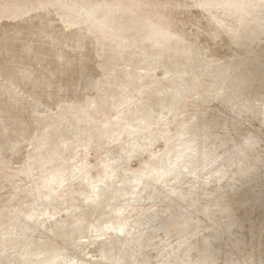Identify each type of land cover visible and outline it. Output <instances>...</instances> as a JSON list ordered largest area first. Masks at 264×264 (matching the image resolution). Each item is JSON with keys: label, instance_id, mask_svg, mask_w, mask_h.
<instances>
[{"label": "rangeland", "instance_id": "374dc122", "mask_svg": "<svg viewBox=\"0 0 264 264\" xmlns=\"http://www.w3.org/2000/svg\"><path fill=\"white\" fill-rule=\"evenodd\" d=\"M66 1L69 3H67ZM71 1H74V0H69V1L68 0H62V2H60L61 3L60 5H58V4H55L52 6L51 5L50 6L44 5V8L43 7H37V6L34 7V6L29 5L26 7H30L29 9L31 11L26 12L24 15H22V17L21 16H17V18L15 16H13L12 18L11 17H3L0 20V32H1L0 33V40H2V43L0 41V45H1L0 46V69L3 67L0 70V86H2L4 89V90H2L3 93L0 95V96H2V97H0V100H3L4 102H7L8 104L12 103L10 106H8V104H7V106H8L7 109L9 111L3 113L0 117V128L2 127L0 129V136H1L0 137V141H1V143H0V173H1L0 176L2 175L0 177V264H147V263L148 264L149 263L150 264H158V263H161V264H207L216 255H221L225 258V259L223 258V260H226L227 262L224 261V262H222L223 264H225V263L230 264L228 262H231V264H264V254H263L264 253V239H263L264 238V211H263L264 210V200H263L264 198L259 200V203H258V201H252L251 202V201H247V200L241 202V201H239L238 197H235V199L233 201L231 199V195L234 194V190L240 189L242 185L237 183V182L234 183L235 179L233 177H230L229 173L224 174L225 178L223 176V179L221 178L218 180L219 182L215 181L214 183L216 186H219L224 181L225 184L223 183L224 185L223 184L222 185L225 187L222 189V191L224 192V190H228V189L230 191H233V193L229 194L230 195V203H228L229 198L227 199L228 201H225L224 199L220 198L221 197L220 194L223 195V193H220V192H219V194L217 193L216 195L210 196L209 198L202 196V195H204L203 192L205 189H211L214 187L217 188L214 185V183H211L208 186V185H206V182L209 180L207 178L210 175L212 176L215 173L214 170L216 168V165L219 164L220 161H218L216 163V165L213 164L214 167H212L213 165L212 166H210V165L205 166L203 163H201L199 165L197 171H196V174L198 176H194V175L190 176V174H187L184 177V179H182L184 182L181 185L186 187L184 189V192H186V194H188L191 191L190 187L194 186L195 188L198 187L197 190L199 189V195L202 196V198L200 196L199 197L197 196L199 198V200H196V202L194 204L193 203L186 204V202H185L184 205L183 204L179 205L180 202H184V200L179 201L181 196H179L180 194H178L173 199V202L175 204H173L171 207L168 206L169 208L165 209L164 210L165 212L164 211L161 212V214L155 219V221L153 223L147 224L144 227V229L137 230V228L135 227V222L137 220V217L143 211H145V209L147 208V204H149V201L151 203H153L154 201H152L150 199L148 200L147 196L145 197L144 193H142L139 196L142 188L138 187L136 185H132L131 183L125 182V181H126L127 177H129L130 173L131 174H137L142 169L146 168V166L149 165L153 154L158 156V155H161L163 152H165V150L168 148L167 140L161 136V137H159L160 139L158 138L156 140H153L152 141L153 143L152 142L150 143L149 142L150 140L148 138H146L147 140L144 139L142 141H147V143H149L147 150L140 151L137 154H133V155L129 156L126 160L121 161L119 159V157L117 156V154H115V153H116V151L120 150L119 149L121 146L120 140H122L123 145L129 146V143H127L126 141L123 142V139L126 136L125 131H127L129 129V126L126 125L128 128L126 126H124L125 128L122 127V129H120V127L117 126L115 128V131L113 129L110 131H107V132H109V134H104L107 132H106V129H104L105 126H103L102 130L105 131V132H103V134L107 135V136L105 138L102 137L100 139V136L103 135V134L101 135V133L99 132L100 127H98V126L95 127L96 128L95 130H94V128L89 129V130H91V131H89L91 134L87 130H84V132L88 133V135L90 134L88 136L87 134L82 133L83 130L79 131L77 126H75L71 123L70 117L72 116V114H73V116H72L73 118L77 117V113H75V114L72 113L71 109L75 108V106L76 107L77 106L83 107V106H86L87 104L89 105L92 100L98 99V97L100 99V97H101L100 92H101L102 88L100 89L98 87H100V82H102L101 79L103 77L102 75H104V73H105L104 68H105L106 64L109 63L108 59H106V58H108L107 54L104 55V53H103V57L100 56L101 53L99 52V47H97L98 43H95L97 41L95 34L89 28L86 29V27H88V23H81L79 25L78 24L68 25V24L64 23V21L60 18L59 10H61V9L58 6H61L63 3H65V4H63L62 6L67 7V8L69 7L68 9L86 10L84 8V6L80 5L81 7H83V8H81L79 6V4L74 5L75 3L71 2ZM182 1L186 2L187 0H182ZM214 1H216V2H212L208 6L206 4L200 5V4H198V2L196 0H188V2H189L188 5L186 2V4L184 3L185 5H183V7L177 6L176 8L175 7L171 8V6H169L168 11L170 9L171 10L173 9L172 11L176 14V16L184 15L183 18L186 19L185 23L187 25L185 24V27H184L185 29L184 28L181 29L180 30L181 32H179V30H178L179 27H178L176 29V30H178L177 35H176V32L172 33L173 35L175 34L174 36H171L172 34H168V33H170V31H172V29H171V27L167 28L166 27L167 25H164L165 26V27H163L164 29L162 30V32H160L159 35H161L162 33H167L168 34L167 36L164 37V35H166V34H162L161 37L168 38V39L170 38L172 41V44H173L172 47H174V48H172L173 53L171 52V55H172L171 58H172L173 62L171 61L172 63H170L169 66H164V67H160V68L157 67L155 69L154 73L157 75V78H158V81L156 83L158 84L160 81H162V77H163V79H165V81L166 80L168 81L169 79L166 78V76H168V74L172 72L171 71L172 69H176L178 67L177 69H182L181 70V71H183L182 73L189 71V73L191 74L193 72L191 74V76H195L197 80L199 79L198 80L199 82L197 81V83H198V85L196 87L197 89H195L196 90L195 92L200 93L199 97H198V94L195 97V98H197V97L199 98V99H196L197 102H195L198 109H196L197 108L196 105H194V108L200 112L205 109L204 107L207 106L208 110L211 111L210 113L214 114L216 112H219V111H216V108L223 109V107H224V105L220 103L221 100L218 97L215 98L214 100H211L209 102L210 105H208V100L206 98H204L203 95L201 94L203 92L202 87L205 88L206 87L205 84L209 83L210 81L212 82V84L217 82L219 84H222L223 86H224V83H226L224 86L225 89L223 90V91L228 90V93L225 91V93L228 94L225 96L226 99H230V98L233 99L235 97L234 99H237V101H240V102L243 101V99H244V101H247V99H248V101H250V102L253 101V104H255L256 107L261 106V108L263 109L264 108V103H263L264 102V96H263L264 95V83H263L264 82V79H263L264 78V52H262V51H264V41H263L264 40V26H263L264 25V8H263L264 7V0H263V4H262V0H256L257 2L254 0V1H251L252 4H250L246 7L244 6V8L242 6L239 7L240 5L233 6L234 5L233 4L230 7H226V8L224 7L225 9L222 6V4H223L222 2H220V3H222L220 6H217V5H219V3L214 6L213 3L216 4L218 2V0H214ZM202 2H203V0H202ZM254 2L256 4H254ZM71 3H73V5ZM191 3L192 4L194 3V5H193V6H195L194 8H193ZM68 4L70 6L72 5L73 8L70 7ZM198 5L200 8L198 7ZM255 5H257V6H255ZM137 6L138 5L136 3L135 5H133L131 7H133V9H136L137 12L139 11L140 13L143 10L142 13L144 12L143 14L146 16L144 18L145 20H143L142 22H138V25L136 24L137 21H135V19L129 20L131 22L134 21L135 22L134 25L136 24L138 26V28L135 29L137 31L134 30L135 32L132 30L126 31L125 36H127V32H128L127 37L128 38L130 37L132 39L135 38V36L138 35V33L140 34L141 31L138 32L139 28L140 29L142 28L143 30L146 29V31L147 30L150 31L153 29L157 31V29H155V28L159 26L158 23L160 21L156 20V22H157V25H156V23L153 21L152 17L148 16V14H149L148 12L150 11V13H151L152 11L154 12L155 10H156L155 12L160 11V10L164 11L162 7L160 8V10H158L159 8H157L156 6L149 7V6H147V4H144V3H143V7H142V4H139L138 7ZM261 6H263V7H261ZM115 7H117V6H112V5L103 6V8L105 10L108 8H109V10H112ZM216 7H218V8H216ZM177 8L179 10L182 8L183 9L179 12V10ZM261 8H262V10H261ZM164 9L166 11L167 8H164ZM184 9L185 10L189 9V11L188 10L184 11ZM226 9L228 10L227 13H226ZM147 10H148V12H147ZM176 10L178 11L179 15L177 14ZM190 10L192 12L193 11L194 12L192 13V12H190ZM182 11L186 12L187 15L184 14V12H182ZM260 11H262V12H260ZM254 12L258 13L259 15L255 14ZM39 13H40V15H39ZM138 13L137 14L135 13L133 15H138ZM245 13L246 14L248 13L247 16ZM219 14H221V15H219ZM254 14L258 15V16H255ZM144 15H143V17H144ZM215 15H217V16L215 17ZM233 15L236 18H234ZM250 15H251V17H250ZM261 15H263V17ZM188 16H189V19L187 18ZM193 16H194V18H193ZM228 16H230V18ZM146 17H149L148 18L149 21H147ZM190 17H191V19H190ZM217 17H218V19H217L218 21L215 20ZM223 18H224V20H222ZM220 19H221V22H220ZM189 20H191L192 22H190ZM226 20H228V21H226ZM258 20H260V21H258ZM153 22H154V24H153ZM235 22H237V23H235ZM238 22L239 23L241 22V23L238 24ZM145 23H147L148 25L146 26ZM220 23H222V24H220ZM245 23H246V25H245ZM257 23H258V25L260 24L259 25L260 27H258ZM226 24H228V25H226ZM154 25H155V28H154ZM229 25L230 26L232 25V26L230 27ZM249 26L252 27V30H251V27H249ZM26 27H28V28H26ZM29 27H30V29H29ZM238 27L240 29H238ZM55 28H56V30H55ZM244 28L246 31L244 30ZM249 28H250V30H248ZM259 28H262V29H259ZM46 29H48V30L51 29L52 31L50 30L51 32H49ZM233 29H236L235 30L236 32ZM238 30H239V32H238ZM40 31L43 33H41ZM45 31H46V33H45ZM55 32H57V33H55ZM100 32L101 33H99V34L104 36V34H103L104 32L102 31V28H101ZM132 32H134V33H132ZM240 32L242 33V35ZM63 33L65 35H63ZM70 33H72V34H70ZM89 33H91V34H89ZM130 33H132V35ZM181 33H182V35H180ZM236 33L239 35V37L237 36ZM243 33H244V35H243ZM255 33L258 34L257 37H256ZM45 34L47 37L45 36ZM178 34L180 35V37ZM34 35H35V38H34ZM72 35L73 36L75 35V36L73 37ZM89 35H91V37ZM251 35H253V36H251ZM1 36H3V37H1ZM10 36H12V38ZM16 36H17V38L15 39ZM41 36H43L44 38L43 37L41 38ZM242 36H243V38H242ZM13 37H14V39H13ZM51 37L52 38L54 37L53 43H52ZM57 37H60V38H57ZM70 37L71 38L73 37V38L71 39ZM176 37H178L179 39H177ZM201 37H203V38H201ZM209 37H211V39ZM231 37H233V39ZM249 37H251V39ZM259 37L260 38L262 37L263 40H261ZM5 38H7V39H5ZM47 38L50 40V42H48L49 40ZM234 38H236V39H234ZM11 39L13 40V42ZM57 39H59V40H57ZM73 39H74V41H73ZM189 39H191V41ZM94 40H95V42H94ZM176 40H178V41H176ZM6 41L7 42L10 41V42L6 44ZM106 41H107V43H109V41L111 42L110 38H106L105 42ZM182 41L184 42L185 45L183 44ZM234 41H236V42H234ZM241 41H243V42H241ZM247 41L249 42V44L247 43ZM253 41H255V42H253ZM35 42H36V44H35ZM40 42H43V43H40ZM54 42H55V44H54ZM75 42H77V45ZM29 43H30V45H29ZM33 43H34V47H33ZM38 43H40V44L38 45ZM48 43H49V45H48ZM20 44H22V45H20ZM79 44H80V46H78ZM81 44H83V45H81ZM174 44H175V46H174ZM178 44H180V45H178ZM7 45H9V47L11 45L12 48H8ZM36 45H38L40 49ZM191 45L193 48L191 47ZM239 45H240V47H239ZM244 45H247V46H244ZM30 46H31V49L29 48ZM48 46H50V47H48ZM81 46H83V47L85 46L86 48L82 47V49H81L80 48ZM179 46H181V48H179ZM187 46L189 49L187 48ZM20 47L24 48V51ZM201 47L203 50L201 49ZM32 48H34V49L36 48V49L34 50ZM46 48H48V49H46ZM191 48L193 49V51ZM5 49H7V50H5ZM17 49H18V51L20 49L21 50L18 52ZM69 49H71V50H69ZM185 49L188 51H186ZM2 50L5 52L2 53ZM48 50H52V51H48ZM81 50L84 51V52H82V54H81ZM177 50H179V51H177ZM184 50L186 53L184 52ZM254 50L256 51V53ZM29 51H30V53H29ZM72 51H73V53H72ZM238 51L239 52L242 51V52L238 53ZM35 52L37 54H35ZM86 52L88 55L86 54ZM126 52L127 53L130 52V50L128 49ZM243 52L244 53L246 52V53L244 54ZM9 53L11 54L10 56H9ZM31 53H32V55H31ZM41 53H42V55H40ZM58 53H60V54H58ZM76 53L77 54L79 53V54L77 55ZM175 53H177V54H175ZM249 53H252V54H250L252 57L249 55ZM20 54H21V56H20ZM23 54L26 56V58L24 57ZM70 54H73V55H70ZM85 54H86V56H85ZM178 54H180V56H178ZM185 54H188V55H185ZM241 54L244 56L242 57ZM12 55H16V56H12ZM64 55H66V57H64ZM173 55L175 56V58L173 57ZM195 55L197 57H195ZM254 55H255V58L253 57ZM27 56H30V57L27 58ZM44 56H46V57H44ZM79 56H80V58H79ZM105 56H106V58H105ZM141 56H142V58L144 57V55H141ZM141 56L139 55L138 57H136L137 59L134 60L135 63L137 61V63H136L137 65L134 63V66L122 68V70L119 71L120 73L118 72V75H120V76L126 75L127 76L132 71H134L133 68H136L138 65L142 64V62H143L139 59V57L141 58ZM187 56H189V57H187ZM62 57H64V59ZM86 57H89V58H86ZM2 58H3V60H2ZM144 58L145 59L148 58L146 60L150 61V62H147V64L152 65L151 59L153 57L148 55V57L145 56ZM183 58H185V59H183ZM192 58H193V60H192ZM194 58L199 59V61L195 60ZM220 58H222V60H220ZM37 59L39 60V63H38ZM85 59H87V60H85ZM243 59H246L245 62ZM256 59H258V60H256ZM5 60H6V62H5ZM69 60H71V61H69ZM88 60H90V62ZM184 60H185V63H184ZM225 60H228V61H225ZM255 60H256V62H255ZM2 61H4V62H2ZM58 61H59V63H58ZM66 61L68 64L66 63ZM74 61H75V63H74ZM100 61L101 62L103 61V62L101 63ZM175 61H177V62H175ZM180 61H182V63ZM259 61H262L263 63L259 62ZM34 62H36V63H34ZM83 62L85 63V65ZM200 62H201V64H200ZM210 62H211V64H210ZM214 62H217V64ZM16 63H18V64H16ZM23 63H25V64H23ZM82 63H83V67H82ZM91 63H92V65H91ZM104 63H106V64H104ZM145 63L143 62V64H145ZM244 63H246V64L249 63V64L246 65ZM256 63H258L259 65ZM56 64L58 66H56ZM77 64H79V65H77ZM86 64H87V67L89 69L86 68ZM194 64H196V66ZM197 64L199 65V67ZM204 64H205V66H204ZM222 64H223V66H222ZM236 64H237V68H235ZM35 65L39 68H37ZM74 65H75V67H74ZM101 65L103 66V69H102ZM174 65H175V67H174ZM249 65H250V67H249ZM59 66H60V68H59ZM65 66H66V68H64ZM107 66H108V64H107ZM192 66L194 67V69L192 68ZM206 66H207V68H206ZM227 66L229 68V71L231 70L230 72L226 68ZM240 66H242V67H240ZM80 67H82V68H80ZM211 67H212V69H211ZM223 67L226 69H224ZM245 67H247L248 69ZM262 67H263V69H262ZM4 68H6V69H4ZM130 68H132V69H130ZM204 68H206V69L203 70ZM221 68H223L224 71ZM59 69H61V70H59ZM81 69L84 70V73H83V71H80ZM167 69H168V71H167ZM237 69L238 70L240 69V70L238 71ZM258 69L262 70L261 72L263 75L260 74L261 72ZM200 70L203 74H201V72L199 73ZM217 70H218V72H217ZM225 70H227L228 72ZM243 70H244V72H243ZM257 70H258V72H256ZM1 71H2V73H1ZM12 71H13V73H12ZM19 71H21V72H19ZM93 71H94V74L96 72L95 75L92 74ZM214 71L216 72V74L219 73L220 75L219 74L216 75ZM222 71H223V73L224 72L225 73L227 72V73L223 74ZM248 71L251 73H249ZM46 72H47V74H46ZM80 72H82V73L80 74ZM85 72L87 75L86 77L84 75ZM127 72H129V73H127ZM196 72H198V73H196ZM209 72H210V74H209ZM212 72H213V74H215L216 77L220 76V78L219 77L216 78L212 74ZM231 72H232V74H231ZM4 73H5V75H4ZM77 73H79L80 75ZM165 73H166V75H165ZM228 73H230V77L228 76ZM221 74H223V75H221ZM240 74H241V76H240ZM51 75H52V77H51ZM75 75H76L77 79H76V77H73ZM198 75L200 76V78ZM204 75H206L207 77ZM233 75H234V77H233ZM88 76H90V77H88ZM99 76L101 79H99ZM202 76H203V78H202ZM211 76L212 77L214 76L215 79H218V80L216 81L214 79V77L212 78ZM222 76H224L225 78ZM238 76H240V77H238ZM27 77H28V79H26ZM49 77H51V78H49ZM58 78L60 79V82H59ZM81 78L82 79L84 78V80H82ZM209 78H211V79H209ZM231 78L232 79L234 78L233 80L235 82L237 81L236 83L240 87L237 84H235L234 81L231 80ZM11 79H12V81H11ZM65 79L67 81H65ZM71 79H72V82L70 81ZM159 79H160V81H159ZM223 79H224V81H223ZM253 79H254V81H252ZM76 80L78 82L80 80L81 82L78 83ZM98 80H100V81H98ZM207 80H209V82ZM221 80H222V83H221ZM241 80H243V81H241ZM68 81H69L70 85L68 84ZM225 81H227V82H225ZM248 81H249V83H248ZM259 81H260V85H259ZM6 82H7V84H6ZM29 82H30V84H29ZM39 82H40V85H42V86L38 85ZM15 83H19V84H15ZM46 83H48L50 86ZM58 83H60L61 85ZM97 83L99 84V86ZM239 83H242L244 86L241 84L242 85V87H241V85ZM4 84H5V86H4ZM11 84L16 85V86H13ZM44 84L47 87L44 86ZM52 84L54 85L55 88L53 87ZM228 84H230V85H228ZM231 84H233L234 87ZM10 85H11V87H9ZM37 85L40 88H38ZM43 86H44V88H43ZM28 87H30V88H28ZM76 87H77V89H76ZM256 87H258V88H256ZM241 88H243L244 90ZM239 89L242 91H240ZM22 90H23V92H22ZM37 90H38V92H37ZM201 90H202V92H201ZM230 91H232L231 94H230ZM6 92H8V93H6ZM234 92H235V94H234ZM260 92H261V94H260ZM104 93L105 92H103V94ZM31 94H35V95H31ZM232 94L234 96H230ZM237 94H239V95H237ZM249 94H251V95H249ZM257 95H259V96H257ZM50 96H51V98H50ZM57 96H58V98H56ZM200 96H201V98H200ZM20 97H22L23 99L22 98L20 99ZM245 98H247V99H245ZM251 98H252V100H251ZM260 99L262 102L260 101ZM256 100L260 101V105H259V102H257ZM30 101L33 103H31ZM79 101H80V103H79ZM255 101H256V103H255ZM205 102H207V103H205ZM13 103H15V104H13ZM16 103H17V105H16ZM74 103H75V105H74ZM48 104H50V105H48ZM78 104H81V105H78ZM28 105L30 108L28 107ZM68 105H69V109H68ZM70 105H72V106L70 107ZM13 106H15V107H13ZM48 106H49V108H48ZM25 108H27V109H25ZM62 109H63V111H61ZM118 109H121V108H118ZM214 109H215V111H214ZM58 110H60L61 114H59L60 112ZM126 110H127V108L123 109V111H126ZM25 111H27V112H25ZM57 111H58V114L56 113ZM115 111H111V115L114 116L116 113ZM212 112H214V113H212ZM49 113H51L52 116ZM53 113H54V115H53ZM62 113H63V115H62ZM65 113H66V115H65ZM225 113H228L227 109H225ZM16 114H17V116H16ZM228 114H230L231 116L233 115L231 113H228ZM39 115H41V116L44 115L43 117H45V118H42ZM53 116H54V118H53ZM60 116H63V117H60ZM172 116L169 115L166 119L170 123L168 125L169 127H167V129L169 130L168 133L170 136L171 135L175 136L178 134V127H177V125L174 126V124H171V123H173L174 120H171L169 118L174 119V116L173 117ZM10 117L16 121H14V123H13L11 121L12 119H10ZM39 118L41 120H39ZM48 119H61L64 123V126H65L64 131L66 133V137L69 140H72V141H69L67 139L65 149H64L65 151L62 152L63 154L62 153H61V155L59 154L57 156V158L53 156L54 157L53 159H51L52 158L51 155L46 154L48 152H46L45 149H43V147L41 145V143L46 138L47 133H49L48 131H46V121ZM162 119L165 120V118H162ZM20 121H22V122H20ZM252 121L257 123L258 126L263 124V127H264V123H262V122L260 123V122H258V120H252ZM42 122H44V123H42ZM250 125L251 124L244 125V126H246L245 129L246 130L250 129L251 128ZM28 126H30V127H28ZM39 126L40 127L42 126L41 128H43V130H41V129L39 130V128H40ZM131 126H132V124H131ZM253 127L254 126H252V128ZM215 129L218 130L217 127ZM96 130H98V131H96ZM74 131L76 133H78L79 135L74 137L73 136ZM41 132H42V134H40ZM92 132H93V135H92ZM94 132H96L97 134L95 133L96 134L95 135ZM120 132H121V134H120ZM38 133L40 134V137H39ZM27 134H28V137H27ZM98 134H99V136H98ZM69 135L73 139H71L69 137ZM118 135H120V136H118ZM86 136H87V139H86ZM93 137L96 139H94ZM11 138L13 140H11ZM106 138H107L108 142L106 141ZM4 139H6V140L4 141ZM88 139H90V140H88ZM20 140H21V142H20ZM100 140L103 141V144L101 143ZM74 142H75V144H74ZM78 142H80V143H78ZM89 142H90V144H89ZM93 143H94V145H93ZM73 144L75 145L74 148H73ZM16 145H17V148H16ZM10 146H11V148H10ZM70 146H71V149H70ZM226 148H230V147L228 145H225V148H224V146H220L219 151L220 150L223 151ZM75 149H76V151L78 150L77 153L75 152ZM230 149L232 151H234L233 152L234 154H235V151H238V149L235 148L234 146H232V148H230ZM18 150H20V151H18ZM16 151H18V152H16ZM75 153H76V155H75ZM43 154H44V156L46 155L47 158L46 157L43 158L44 157V156L42 157ZM78 154H79V157H78ZM222 156H223V154L221 155L220 159H222ZM229 156H231V155L227 154V156L225 157V160H223V161L221 160V161L222 162L227 161ZM80 158H81V160H80ZM77 160L80 163H78ZM74 163H77V164H74ZM82 163H83V166H82ZM249 163L250 162L248 159L247 160L243 159V161H240L238 164L240 165V167L242 169H245L249 166ZM80 165L82 168L80 167ZM74 166L80 167L81 169L78 170ZM81 170H83V171H81ZM211 170L213 172H210ZM7 172H8V174H7ZM209 172L212 174H209ZM3 174H5V175H3ZM60 175H62V176H60ZM111 177H113L112 181L115 180V182H117V183H113L114 187L107 186V187H102V188L100 187L99 189L98 188L95 189V187H97L99 185L98 182H100V185H101L103 180H106L107 178L108 179L110 178L109 180H111ZM27 180H29V181H27ZM221 180H223V181H221ZM112 181H110V182L112 183ZM148 181L150 182L149 179H148ZM237 181H241V179L237 178ZM187 182H189V183H187ZM90 184L91 185L93 184V185L91 186ZM237 184H239V185L237 186ZM246 184H247V180H246ZM3 185L5 187H3ZM88 186H90V188ZM93 186H94V189H92ZM211 186H213V187H211ZM254 186L256 187L257 185H254ZM25 187H27V188H25ZM244 187L245 186H243L242 189L240 190L241 192L244 191ZM245 189H247V188H245ZM137 191L139 193H136ZM254 191H255V189H254ZM122 193H123V195H121ZM13 194L14 195L16 194L17 196L15 195V198H14ZM11 195H13V196H11ZM178 201H179V203H178ZM256 204H258V205H256ZM239 208H240V210H239ZM253 208H255L256 210ZM45 209H48L47 214L50 216H53V217L50 220H48L47 222H45V223L43 222L44 224L38 225V223L41 222L42 215L45 213ZM59 209L62 210L61 213L58 212ZM251 209H253L254 211H252ZM233 210H235V211H233ZM224 211H226L227 214L225 213V215H224L223 214ZM254 212H255V214H254ZM258 212H259V214H258ZM32 213H34V215H33L34 217H31V218L28 217V215H31ZM231 213H236L235 215L237 216V218L231 216ZM163 214H164V216H163ZM250 215H252V216L250 217ZM239 216H242V217L240 218ZM232 217H233V219L236 223V226H237L236 233L234 234V236H232L233 238H231V242H229L228 245L226 243L223 244L222 241L219 240L220 235L224 232V230L226 231V229L228 227H230V226H228V227H226V226L229 224L228 221H229V219L231 220ZM23 220H25V223H21V221H23ZM253 222H255V223H253ZM149 225H151V226H149ZM256 228H257L258 234L256 232ZM261 232H262V234H261ZM119 233H122L123 235L119 234ZM243 233L246 235H244ZM255 234H257V235H255ZM117 235H119L120 237H118ZM235 235H237V237ZM261 235H262V237H261ZM254 236H255V238H254ZM251 237H253V239ZM119 238H121V240ZM249 238L252 239L251 242H250ZM233 239H235V240H233ZM121 241L122 242L124 241V242L121 243V245H120ZM133 241L136 243V244H134V245H136L135 247L131 246L132 244L130 245V243ZM217 241H219L218 242V243H220L219 245L217 244ZM112 242L114 245L112 244ZM128 242H130V243H128ZM124 243H127L128 246ZM163 243H166L169 248H166ZM146 246H147V248H146ZM137 250H138V252H137ZM154 250H155V252H154ZM165 250H167V251H165ZM162 251H163V254L161 253ZM165 254L170 255V257L168 256L170 259ZM213 254H215V255H213ZM155 255H156V257H155ZM210 255H213V256H210ZM147 256H149V257H147ZM144 257H145L146 261H145V259H143ZM210 257H212V258H210ZM147 258H148V260H147ZM163 258L165 259V261H163L164 260ZM166 258L169 261L166 260ZM141 260H143V261H141ZM167 261H168V263H167ZM143 262H145V263H143ZM156 262H158V263H156Z\"/></svg>", "mask_w": 264, "mask_h": 264}, {"label": "bare ground", "instance_id": "6f19581e", "mask_svg": "<svg viewBox=\"0 0 264 264\" xmlns=\"http://www.w3.org/2000/svg\"><path fill=\"white\" fill-rule=\"evenodd\" d=\"M69 1V0H68ZM75 1V2H74ZM74 1H71L73 3H75L74 5L76 4H79L84 6V8L86 10H72V9H68L67 7H63L62 5L65 4L63 3L61 6H58L61 10H59V14H60V18L64 21V23L68 24V25H76V24H81V23H88V27L96 36L97 38V41L94 42L95 43H98L97 44V47H99V52L101 53L100 56L103 57V53L104 55L107 54L108 58H105L108 59V66L106 63V66H105V73L104 75H102V79L100 78L99 76V79H101L102 82H100V87L98 88H102L101 90V97L99 99H93L90 104L87 106H83V107H80V106H75V108L71 109L72 113H77V117L73 118V114L72 116L70 117V121L73 125L77 126V128L80 130H83L82 133H85L88 135V133L84 132V130H87L88 132L91 131L89 129H92L94 128V130L96 129L95 127H100L99 129V132L101 133V135L103 134V126H105L104 129H106V132L107 131H110V130H114L115 131V128L117 126L120 127V129L125 128L124 126H129V129L127 131H125V134L126 136L124 137L123 139V142H127L129 143V146H125L122 144V140L121 141V146H120V150L116 151L115 154H117V156L119 157V159L121 161L123 160H126L129 156L133 155V154H137L139 153L140 151H145L148 149V146H149V143H147V141H142L146 138H148L150 141V143L153 141V140H156L158 139L159 137H164V139L167 140V144H168V148L165 150V152H163L161 155H154L152 156L151 158V161L149 163V165L146 166V168L142 169L140 172H138L137 174H131L129 175V177H127L126 181L125 182H129L131 183L132 185H136L138 187H141L142 190L139 194V196L144 193L145 194V197L147 196V199L149 200H152L154 201L153 203H151L149 201V204H147V208L145 209V211H143L138 217H137V220L135 222V227L137 228V230H141V229H144V227L149 224V223H153L155 221V219L161 214V212H163L165 209L169 208L168 206H172L173 204H175L173 202V199L176 195L180 194L179 196H181L180 200L179 201H183L184 202H180L179 205L183 204L186 202V204H191V203H195L196 200H199V189L197 190V188H195L193 185V187H190L191 191L186 194V192H184V189L186 188L185 186L181 185L183 184V180L184 177L187 175V174H190L191 175H194V176H198L196 174V171L199 167V165L201 163H203L205 166H212L213 164L216 165V163L218 161H220L219 164L216 165V168H215V173L210 177H208L207 179H209L207 182H206V185L209 186V184L211 183H214L215 181H218L219 179H223V176L224 174H227L229 173L230 174V177H233L235 179V182L234 183H239L241 184V188L240 189H236L234 190V194L231 195V199L234 201L235 197H238L239 201H258L259 203V200L263 199L264 198V127H263V124L258 126L257 123L253 122L252 120H258V122H262L264 123V108L262 109L261 106L259 107H256L255 104H253V101L250 102L248 101L247 98V101H237V99H226V95H228V90L226 91L227 93H225V91H223L225 88V84L224 83V86L222 84H219V83H213L209 80H207L209 83L205 84V88L202 87V90H201V94L203 95L204 98H206L208 100V105L209 102L211 100H214L215 98H220V103L224 105L223 109L221 108H216V111H219V112H212L214 114H211L206 107H204L201 112L196 110L198 109L197 105L195 102L196 99H199V95L200 93L198 92H195L197 89V80L195 76H191V74L193 73H189L188 72H185V73H182L183 71H181L182 69H172L168 74V76H166V78H168L169 80L165 81V79H163L162 77V81H160L159 79V83L157 84L156 82L158 81V78H157V75L154 73L155 69L157 67H164V66H169L170 63H172V55H171V52H172V47L173 44H172V41L171 39L169 38H164L165 36H167L168 34H172L173 32H176V35H177V31L179 30V32H181L180 30L183 29L185 27V18H183L184 15H181V16H176V14L170 9H169V6H171V8H176L177 6H182L186 4L187 2V5L188 3V0L186 2H183L182 0H74ZM198 2V4H206L207 6L210 5V3L212 2H216V1H210V0H196ZM251 1H254V0H218V2L216 4L213 3V5H217L219 3V5L217 6H220L222 3V6L223 8L225 7H230L232 6H237V5H240L239 7H243L244 6H248L250 4H252ZM256 1V0H255ZM62 2V0H0V20L3 18V17H13L15 16L17 18V16H21L24 15L26 12L28 11H31L29 8L30 7H26V6H34V7H43L44 8V5L46 6H52V5H55V4H58L60 5ZM67 2V1H66ZM195 2V1H194ZM196 2V3H197ZM222 2V3H220ZM257 2V1H256ZM259 2V1H258ZM69 3V2H67ZM73 3H71L73 5ZM137 3V5L139 6V4H142V7H143V3L144 4H147V6L149 7H153V6H156L157 8H159L158 10H160V8L162 7L164 11L160 10V11H157V12H151L150 11L147 12L149 13L148 16H151L153 21L156 23L157 25V21H160L158 23V27L155 28V25H154V28L157 29L156 30H150V31H146L143 30L142 28L138 30L141 31L140 34L138 33V35L135 36V38H128V32H127V36H125L126 34V31L128 30H132L134 31L136 28H138V22H142L143 20H145V16L142 11L141 13L139 14L137 12L136 9H133V5H135ZM185 3V4H184ZM260 3V2H259ZM192 4V3H191ZM254 4H256L254 2ZM262 4H263V0H262ZM69 5V4H68ZM72 5L70 7H72ZM105 5H112V6H117L115 7L114 9L112 10H109L108 9H104L103 6ZM194 5V3L192 4V6ZM197 5V4H196ZM260 5V4H259ZM258 5V6H259ZM67 6V5H66ZM137 6V7H138ZM191 6V5H190ZM189 6V7H190ZM213 6V7H214ZM257 6V5H255ZM81 7V6H80ZM79 7V8H80ZM136 7V6H135ZM146 7V6H145ZM188 7V6H187ZM195 6H193L194 8ZM199 7V5H198ZM263 7V6H261ZM33 8V7H32ZM73 8V7H72ZM83 8V7H81ZM164 8H167L166 11ZM200 8V7H199ZM218 8V7H216ZM221 8V7H220ZM224 8V9H225ZM235 8V7H234ZM250 8V7H249ZM257 8V7H256ZM264 8V7H263ZM141 9V8H140ZM139 9V10H140ZM143 9V8H142ZM155 9V8H154ZM178 9V8H177ZM183 9V8H182ZM182 9H178L179 12L182 10ZM232 9V8H231ZM236 9V8H235ZM248 9V8H247ZM145 10V9H144ZM151 10V9H150ZM189 11V9H186ZM184 9V11H186ZM233 10V9H232ZM256 10V9H255ZM254 10V11H255ZM259 10V9H258ZM262 10V8H261ZM182 11V12H184ZM241 11V10H240ZM41 12V11H40ZM57 12V11H56ZM177 14H178V11L176 10ZM181 12V13H182ZM190 12H192L190 10ZM194 12V11H193ZM192 12V13H193ZM201 12V11H200ZM212 12V11H211ZM225 12V11H224ZM228 12V10L226 9V13ZM246 12V11H245ZM250 12V11H249ZM256 12V11H255ZM254 12V13H255ZM262 12V11H260ZM58 13V12H57ZM137 14L138 15H133V14ZM188 13V12H187ZM225 13V14H226ZM230 13V12H229ZM233 13V12H232ZM142 14V15H141ZM183 14V13H182ZM184 14H186V12H184ZM191 14V13H190ZM242 14V13H241ZM246 14V13H245ZM248 14V13H247ZM246 14V16H247ZM255 14H258V13H255ZM254 14V15H255ZM261 14V13H260ZM40 15V13H39ZM43 15V14H42ZM144 15V17H143ZM179 15V14H178ZM187 15V14H186ZM189 15V14H188ZM195 15V14H194ZM221 15V14H219ZM224 15V14H223ZM259 15V14H258ZM258 15H255V16H258ZM217 15H215L216 17ZM234 16V15H233ZM241 16V15H240ZM239 16V17H240ZM263 17V15H261ZM38 17V16H37ZM196 17V16H195ZM225 17V16H224ZM227 17V16H226ZM230 18V16H228ZM251 17V15H250ZM35 18V17H34ZM56 18V17H55ZM147 18V21L149 17H146ZM189 19V16L187 17ZM194 18V16H193ZM197 18V17H196ZM234 18H236L234 16ZM248 18V17H247ZM261 18V17H260ZM33 19V18H32ZM42 19V18H41ZM46 19V18H45ZM132 20V19H135L136 24L134 25V21H129V20ZM151 19V18H150ZM151 19V20H152ZM191 19V17H190ZM199 19V18H198ZM218 17L215 19L217 20ZM238 19V18H237ZM236 19V20H237ZM262 19V18H261ZM224 20V18L222 19ZM233 20V19H232ZM249 20V19H248ZM41 21V20H40ZM190 22H192L191 20H189ZM218 21V20H217ZM228 21V20H226ZM225 21V22H226ZM260 21V20H258ZM257 21V22H258ZM9 22V21H8ZM44 22V21H43ZM153 22V24H154ZM162 22V23H161ZM187 22V21H186ZM220 22H221V19H220ZM231 22V21H230ZM233 22V21H232ZM2 23V22H1ZM6 23V22H5ZM150 23V22H149ZM189 23V22H188ZM229 23V22H228ZM237 23V22H235ZM241 23V22H240ZM238 22V24H240ZM244 23V22H243ZM253 23V22H252ZM259 23V22H258ZM257 23V25H258ZM263 23V22H262ZM9 24V23H8ZM43 24V23H42ZM146 26L148 25L147 23H145ZM191 24V23H190ZM214 24V23H213ZM217 24V23H216ZM222 24V23H220ZM249 24V23H248ZM29 25V24H28ZM143 25V24H142ZM150 25V24H149ZM164 25H167L166 27H171L172 31H170V33H162V34H166L164 35V37H161L160 32H162V30L164 29L163 27H165ZM187 25V24H186ZM205 25V24H204ZM228 25V24H226ZM246 25V23H245ZM253 25V24H252ZM255 25V24H254ZM260 25V24H259ZM258 25V27H260ZM21 26V25H20ZM26 26V25H25ZM140 26V25H139ZM218 26V25H217ZM224 26V25H223ZM230 26V25H229ZM232 26V25H231ZM230 26V27H231ZM235 26V25H234ZM248 26V25H247ZM264 26V25H263ZM262 26V27H263ZM141 27V26H140ZM152 27V26H151ZM174 27V28H173ZM179 27L178 30H176L177 28ZM201 27V26H200ZM228 27V26H227ZM244 27V26H243ZM251 27V26H249ZM9 28V27H8ZM28 28V27H26ZM25 28V29H26ZM34 28V27H33ZM38 28V27H37ZM43 28V27H42ZM102 28V31L104 32V36L103 35H100L99 33L100 30ZM210 28V27H209ZM225 28V27H224ZM234 28V27H233ZM15 29V28H14ZM30 29V27H29ZM40 29V28H39ZM100 29V30H99ZM151 29V28H150ZM185 29V28H184ZM220 29V28H219ZM226 29V28H225ZM228 29V28H227ZM238 29H240L238 27ZM255 29V28H254ZM253 29V30H254ZM259 29H262V28H259ZM22 30V29H21ZM41 30V29H40ZM43 30V29H42ZM48 30V29H46ZM51 29H49L48 31H50ZM56 30V28H55ZM89 30V31H90ZM196 30V29H195ZM210 30V29H209ZM234 31L236 29H233ZM245 30V28H244ZM250 30V28L248 29ZM251 30H252V27H251ZM257 30V29H256ZM25 31V30H24ZM137 31V30H135ZM134 31V32H135ZM167 31V30H166ZM165 31V32H166ZM233 31V32H234ZM243 31V30H242ZM246 31V30H245ZM258 31V30H257ZM263 31V30H262ZM14 32V31H13ZM41 32V31H40ZM62 32V31H61ZM132 32V33H134ZM183 32V31H182ZM221 32V31H220ZM224 32V31H223ZM236 32V31H235ZM239 32V30H238ZM1 33V32H0ZM34 33V32H33ZM32 33V34H33ZM36 33V32H35ZM43 33V32H41ZM46 33V31H45ZM57 33V32H55ZM132 33H130L132 35ZM188 33V32H187ZM186 33V34H187ZM241 33V32H240ZM248 33V32H247ZM257 33V32H256ZM255 33V34H256ZM262 33V32H261ZM20 34V33H19ZM50 34V33H49ZM48 34V35H49ZM53 34V33H52ZM59 34V33H58ZM72 34V33H70ZM81 34V33H80ZM91 34V33H89ZM189 34V33H188ZM233 34V33H232ZM237 34V33H236ZM24 35V34H23ZM31 35V34H30ZM51 35V34H50ZM61 35V34H60ZM63 35H65L63 33ZM130 35V36H131ZM175 35V34H174ZM173 34L171 36H174ZM179 35V34H178ZM182 35V33L180 34ZM179 35V37H180ZM185 35V34H184ZM212 35V34H211ZM242 35V33H241ZM244 35V33H243ZM254 35V34H253ZM251 35V36H253ZM13 36V35H12ZM12 36H10L12 38ZM46 36V34H45ZM52 36V35H51ZM73 36V35H72ZM75 36V35H74ZM73 36V37H74ZM91 37V35H89ZM94 36V35H93ZM196 36V35H195ZM201 36V35H200ZM222 36V35H221ZM233 36V35H232ZM237 36L239 37V35L237 34ZM246 36V35H245ZM255 36V35H254ZM258 36V34H256V37ZM260 36V35H259ZM3 37V36H1ZM40 37V36H39ZM43 36H41L42 38ZM47 37V36H46ZM49 37V36H48ZM61 37V36H60ZM60 37H57V38H60ZM63 37V36H62ZM72 37V38H73ZM89 37V38H90ZM183 37V36H182ZM185 37V36H184ZM187 37V36H186ZM189 37V36H188ZM236 37V36H235ZM241 37V36H240ZM8 38V37H7ZM5 38V39H7ZM17 38V36L15 37V39ZM34 38H35V35H34ZM44 38V37H43ZM52 38V37H51ZM54 38V37H53ZM53 38H52V43H53ZM71 38V37H70ZM71 38V39H72ZM77 38V37H76ZM106 38H110L111 42L109 41V43H107V41L105 42V39ZM177 39H179L178 37H176ZM191 38V37H190ZM198 38V37H197ZM203 38V37H201ZM211 39V37H209ZM213 38V37H212ZM221 38V37H220ZM228 38V37H227ZM226 38V39H227ZM233 39V37H231ZM243 38V36H242ZM251 39V37H249ZM260 38V37H259ZM14 39V37H13ZM48 39V38H47ZM62 39V38H61ZM60 39V40H61ZM94 39V38H93ZM184 39V38H183ZM196 39V38H195ZM236 39V38H234ZM238 39V38H237ZM249 39V40H250ZM261 40L262 37L260 38ZM4 40V39H3ZM12 40V39H11ZM10 40V41H11ZM49 40V39H48ZM59 40V39H57ZM77 40V39H76ZM173 40V39H172ZM182 40V39H181ZM186 40V39H185ZM191 41V39H189ZM200 40V39H199ZM241 40V39H240ZM243 40V39H242ZM256 40V39H255ZM258 40V39H257ZM1 43H2V40H0ZM9 41V42H10ZM17 41V40H16ZM74 41V39H73ZM87 41V40H86ZM178 41V40H176ZM189 41V42H190ZM196 41V40H195ZM213 41V40H212ZM238 41V40H237ZM264 41V40H263ZM5 42V41H4ZM6 41V44L9 43ZM13 42V40H12ZM11 42V43H12ZM20 42V41H19ZM30 42V41H29ZM39 42V41H38ZM50 42V40L48 41ZM56 42V41H55ZM54 42V44H55ZM60 42V41H59ZM183 42V41H182ZM194 42V41H193ZM211 42V41H210ZM236 42V41H234ZM243 42V41H241ZM246 42V41H245ZM255 42V41H253ZM28 43V42H27ZM40 43H43V42H40ZM38 43V45L40 44ZM46 43V42H45ZM44 43V44H45ZM57 43V42H56ZM76 45H77V42H75ZM94 43V44H95ZM195 43V42H194ZM193 43V44H194ZM202 43V42H201ZM205 43V42H204ZM203 43V44H204ZM229 43V42H228ZM247 43L249 44V42L247 41ZM15 44V43H14ZM36 44V42H35ZM70 44V43H69ZM176 44V43H175ZM174 44V46H175ZM184 44V42H183ZM192 44V45H193ZM223 44V43H222ZM238 44V43H237ZM243 44V43H242ZM247 44V45H248ZM22 45V44H20ZM30 45V43H29ZM36 45V46H38ZM46 45V44H45ZM49 45V43H48ZM83 45V44H81ZM180 45V44H178ZM177 45V46H178ZM185 45V44H184ZM188 45V44H187ZM190 45V44H189ZM191 45V47H192ZM202 45V44H201ZM211 45V44H210ZM247 45H244V46H247ZM256 45V44H255ZM1 46V45H0ZM8 48H12L11 45L9 47V45H7ZM52 46V45H51ZM80 46V44L78 45ZM200 46V45H199ZM220 46V45H219ZM17 47V46H16ZM19 47V46H18ZM28 47V46H27ZM33 47H34V43H33ZM47 47V46H46ZM50 47V46H48ZM75 47V46H74ZM73 47V48H74ZM83 46H81L80 48L82 49ZM85 47V46H84ZM83 47V48H84ZM185 47V46H184ZM196 47V46H195ZM194 47V48H195ZM240 47V45H239ZM243 47V46H242ZM252 47V46H251ZM4 48V47H3ZM21 49H23L24 51V48L20 47ZM31 49V46L29 47ZM39 48V46H38ZM42 48V47H41ZM44 48V47H43ZM52 48V47H51ZM61 48V47H60ZM68 48V47H67ZM86 48V47H85ZM89 48V47H88ZM179 48H181V46H179ZM186 48V47H185ZM188 48V46H187ZM193 48V47H192ZM191 48V49H192ZM198 48V47H197ZM207 48V47H206ZM247 48V47H246ZM260 48V47H259ZM20 49V50H21ZM26 49V48H25ZM34 49V48H32ZM36 49V48H35ZM34 49V50H35ZM40 49V48H39ZM48 49V48H46ZM64 49V48H63ZM79 49V48H78ZM130 50V52H126L127 50ZM189 49V48H188ZM202 49V47H201ZM205 49V48H204ZM209 49V48H208ZM232 49V48H231ZM241 49V48H240ZM243 49V48H242ZM7 50V49H5ZM19 50V51H20ZM28 50V49H27ZM45 50V49H44ZM59 50V49H58ZM68 50V49H67ZM71 50V49H69ZM73 50V49H72ZM87 50V49H86ZM85 50V51H86ZM186 50V49H185ZM184 50V52H185ZM203 50V49H202ZM201 50V51H202ZM206 50V49H205ZM210 50V49H209ZM239 50V49H238ZM245 50V49H244ZM256 50V49H255ZM254 50V51H255ZM18 51V49H17ZM18 51V52H19ZM48 51H52V50H48ZM175 51V50H174ZM179 51V50H177ZM188 51V50H186ZM193 51V49H192ZM196 51V50H195ZM5 52L2 50V53ZM28 52V51H27ZM42 52V51H41ZM67 52V51H66ZM70 52V51H69ZM75 52V51H74ZM82 51L81 50V54H82ZM181 52V51H180ZM200 52V51H199ZM228 52V51H227ZM242 52V51H240ZM238 51V53H240ZM258 52V51H257ZM264 52V51H262ZM1 53V54H2ZM12 53V52H11ZM14 53V52H13ZM30 53V51H29ZM73 53V51H72ZM90 53V52H89ZM173 53V52H172ZM186 53V52H185ZM208 53V52H207ZM222 53V52H221ZM244 53V52H243ZM246 53V52H245ZM244 53V54H245ZM248 53V52H247ZM256 53V51H255ZM18 54V53H17ZM35 54H37L35 52ZM60 54V53H58ZM77 54V53H76ZM79 54V53H78ZM77 54V55H78ZM87 54V52H86ZM85 54V56H86ZM177 54V53H175ZM174 54V55H175ZM184 54V53H183ZM192 54V53H191ZM203 54V53H202ZM201 54V55H202ZM225 54V53H224ZM252 54V53H249V55ZM11 54L9 53V56ZM24 55V54H23ZM32 55V53H31ZM34 55V54H33ZM42 55V53L40 54ZM53 55V54H52ZM70 55H73V54H70ZM88 55V54H87ZM92 55V54H91ZM141 56V55H144V57H148L151 56L153 57L151 59V63L152 65H149L147 64V62H150V61H147L146 59L148 58H141L139 57V59L141 61H143L145 64H140L138 65L136 68H133L134 71H132L129 75H125V76H120L118 75V72L120 70H122V68H127V67H130V66H134V63L138 56ZM173 55V57L175 58V56ZM185 55H188V54H185ZM193 55V54H192ZM214 55V54H213ZM229 55V54H228ZM240 55V54H239ZM242 55V54H241ZM12 56H16V55H12ZM21 56V54H20ZM39 56V55H38ZM62 56V55H61ZM84 56V57H85ZM178 56H180V54H178ZM177 56V57H178ZM204 56V55H203ZM217 56V55H216ZM244 55H242L243 57ZM251 56V55H250ZM260 56V55H259ZM6 57V56H5ZM19 57V56H18ZM24 57L26 58V56L24 55ZM30 57V56H27V58ZM37 57V56H36ZM43 57V56H42ZM46 57V56H44ZM55 57V56H54ZM64 57H66V55H64ZM64 57H62L64 59ZM68 57V56H67ZM72 57V56H71ZM70 57V58H71ZM77 57V56H76ZM83 57V58H84ZM91 57V56H90ZM189 57V56H187ZM195 57H197L195 55ZM225 57V56H224ZM247 57V56H246ZM252 57V56H251ZM255 58V55L253 56ZM257 57V56H256ZM13 58V57H12ZM15 58V57H14ZM34 58V57H33ZM32 58V59H33ZM61 58V59H62ZM80 58V56H79ZM86 58H89V57H86ZM173 58V59H174ZM181 58V57H180ZM214 58V57H213ZM217 58V57H216ZM215 58V59H216ZM253 58V59H254ZM10 59V58H9ZM74 59V58H73ZM78 59V58H77ZM105 59V60H106ZM185 59V58H183ZM190 59V58H189ZM195 60H198L199 59H196L194 58ZM201 59V58H200ZM212 59V58H211ZM218 59V58H217ZM226 59V58H225ZM239 59V58H238ZM249 59V58H248ZM3 60V58H2ZM23 60V59H22ZM29 60V59H28ZM38 60V59H37ZM36 60V61H37ZM50 60V59H49ZM52 60V59H51ZM57 60V59H56ZM68 60V59H67ZM75 60V59H74ZM80 60V59H79ZM87 60V59H85ZM84 60V61H85ZM91 60V59H90ZM90 60H88L90 62ZM139 60V61H140ZM180 60V59H179ZM191 60V59H190ZM193 60V58H192ZM214 60V59H213ZM220 60H222V58H220ZM237 60V59H236ZM244 62L246 59H243ZM258 60V59H256ZM255 60V62H256ZM14 61V60H13ZM60 61V60H59ZM58 61V63H59ZM62 61V60H61ZM71 61V60H69ZM82 61V60H81ZM80 61V62H81ZM87 61V62H88ZM172 61V62H171ZM183 61V60H182ZM182 61H180L182 63ZM215 61V60H214ZM219 61V60H218ZM225 61H228V60H225ZM241 61V60H240ZM239 61V62H240ZM248 61V60H247ZM4 62V61H2ZM6 62V60H5ZM11 62V61H10ZM27 62V61H26ZM55 62V61H54ZM77 62V61H76ZM86 62V61H85ZM93 62V61H92ZM101 62V61H100ZM103 62V61H102ZM101 62V63H102ZM177 62V61H175ZM188 62V61H187ZM222 62V61H221ZM231 62V61H230ZM249 62V61H248ZM254 62V61H253ZM259 62H262V61H259ZM14 63V62H13ZM29 63V62H28ZM31 63V62H30ZM36 63V62H34ZM33 63V64H34ZM38 63H39V60H38ZM37 63V64H38ZM46 63V62H45ZM51 63V62H50ZM67 63V61H66ZM75 63V61H74ZM84 63V62H83ZM83 63H82V67H83ZM137 63V61H136ZM135 63V64H136ZM139 63V62H138ZM141 63V62H140ZM184 63H185V60H184ZM194 63V62H193ZM213 63V62H212ZM217 64V62H214ZM219 63V62H218ZM223 63V62H222ZM263 63V62H262ZM5 64V63H4ZM9 64V63H8ZM18 64V63H16ZM20 64V63H19ZM25 64V63H23ZM32 64V65H33ZM43 64V63H42ZM48 64V63H47ZM68 64V63H67ZM188 64V63H187ZM186 64V65H187ZM201 64V62H200ZM211 64V62H210ZM221 64V63H220ZM224 64V63H223ZM222 64V66H223ZM227 64V63H226ZM225 64V65H226ZM246 64V63H244ZM249 64V63H248ZM246 64V65H248ZM258 64V63H256ZM261 64V63H260ZM14 65V64H13ZM49 65V64H48ZM55 65V64H54ZM61 65V64H60ZM79 65V64H77ZM85 65V63H84ZM92 65V63H91ZM94 65V64H93ZM98 65V64H97ZM137 65V64H136ZM135 65V66H136ZM196 66V64H194ZM198 65V64H197ZM214 65V64H213ZM219 65V64H218ZM235 65V64H234ZM255 65V64H254ZM259 65V64H258ZM4 66V65H3ZM18 66V65H17ZM36 66V65H35ZM52 66V65H51ZM56 66H58L56 64ZM81 66V65H80ZM90 66V65H89ZM102 66V65H101ZM190 66V65H189ZM202 66V65H201ZM205 66V64H204ZM216 66V65H215ZM220 66V65H219ZM229 66V65H228ZM228 66L226 67L229 71V68ZM7 67V66H6ZM11 67V66H10ZM33 67V66H32ZM37 67V66H36ZM48 67V66H47ZM54 67V66H53ZM63 67V66H62ZM75 67V65H74ZM79 67V66H78ZM80 67V68H82ZM173 67V66H172ZM175 67V65H174ZM188 67V66H187ZM191 67V66H190ZM199 67V65H198ZM203 67V66H202ZM201 67V68H202ZM218 67V66H217ZM225 67V66H224ZM223 67V68H224ZM234 67V66H233ZM242 67V66H240ZM250 67V65H249ZM257 67V66H256ZM255 67V68H256ZM3 68V67H2ZM1 68V69H2ZM19 68V67H18ZM39 68V67H37ZM55 68V67H54ZM60 68V66H59ZM66 68V66L64 67ZM72 68V67H71ZM70 68V69H71ZM86 68L89 69L87 67V64H86ZM92 68V67H91ZM94 68V67H93ZM168 68V67H167ZM186 68V67H185ZM192 68L194 69V67L192 66ZM191 68V69H192ZM207 68V66H206ZM206 68H204L203 70H205ZM215 68V67H214ZM213 68V69H214ZM223 68H221L223 70ZM224 68V69H226ZM237 68V64H236V67ZM247 68V67H245ZM0 69V70H1ZM6 69V68H4ZM3 69V70H4ZM15 69V68H14ZM13 69V70H14ZM20 69V68H19ZM18 69V70H19ZM34 69V68H33ZM63 69V68H62ZM73 69V68H72ZM102 69H103V66H102ZM132 69V68H130ZM169 69V68H168ZM167 69V71H168ZM212 69V67H211ZM217 69V68H216ZM248 69V68H247ZM251 69V68H250ZM263 69V67H262ZM30 70V69H29ZM41 70V69H40ZM52 70V69H51ZM58 70V69H57ZM61 70V69H59ZM75 70V69H74ZM77 70V69H76ZM79 70V69H78ZM97 70V69H96ZM196 70V69H195ZM210 70V69H209ZM208 70V71H209ZM219 70V69H218ZM217 70V72H218ZM238 70V69H237ZM240 70V69H239ZM238 70V71H239ZM252 70V69H251ZM259 70V69H258ZM258 70L256 72H258ZM17 71V70H16ZM24 71V70H23ZM28 71V70H27ZM64 71V70H63ZM72 71V70H71ZM80 71H83L84 73V70H80ZM89 71V70H88ZM87 71V72H88ZM95 71V70H94ZM94 71L92 74H94ZM127 71V70H126ZM131 71V70H130ZM186 71V70H185ZM194 71V70H193ZM216 71V70H215ZM214 71V72H215ZM220 71V70H219ZM224 71V70H223ZM222 71V73H223ZM227 71V70H225ZM227 71V72H228ZM231 71V70H230ZM229 71V72H230ZM260 72L262 70H259ZM8 72V71H7ZM6 72V73H7ZM21 72V71H19ZM53 72V71H52ZM61 72V71H60ZM59 72V73H60ZM98 72V71H97ZM101 72V71H100ZM166 72V71H165ZM195 72V71H194ZM201 72V70L199 71V73ZM226 72V73H227ZM235 72V71H234ZM233 72V73H234ZM244 72V70H243ZM249 72V71H248ZM253 72V71H252ZM2 73V71H1ZM13 73V71H12ZM25 73V72H24ZM41 73V72H40ZM65 73V72H64ZM82 72H80L81 74ZM120 73V72H119ZM125 73V72H124ZM129 73V72H127ZM198 73V72H196ZM225 73V72H224ZM223 73V74H224ZM225 73V74H226ZM241 73V72H240ZM251 73V72H249ZM248 73V74H249ZM11 74V73H10ZM17 74V73H16ZM15 74V75H16ZM26 74V73H25ZM35 74V73H34ZM37 74V73H36ZM42 74V73H41ZM40 74V75H41ZM47 74V72H46ZM50 74V73H49ZM79 74V73H77ZM79 74V75H80ZM96 74V72H95ZM94 74V75H95ZM126 74V73H125ZM201 74H203L201 72ZM210 74V72H209ZM208 74V75H209ZM213 74V72H212ZM216 74V72H215ZM215 74H213L215 76ZM219 74V73H218ZM216 74V75H218ZM221 74V75H223ZM232 74V72H231ZM238 74V73H237ZM245 74V73H244ZM262 74V72L260 73ZM5 75V73H4ZM9 75V74H8ZM18 75V74H17ZM22 75V74H21ZM43 75V74H42ZM56 75V74H55ZM60 75V74H59ZM85 77L87 76L86 75V72H85ZM90 75V74H89ZM166 75V73H165ZM196 75V74H195ZM207 75V74H206ZM204 75V76H206ZM220 75V74H219ZM263 75V74H262ZM2 76V75H1ZM37 76V75H36ZM48 76V75H47ZM63 76V75H62ZM66 76V75H65ZM159 76V75H158ZM199 76V75H198ZM210 76V75H209ZM213 76V77H214ZM228 76L230 77V73H228ZM227 76V77H228ZM241 76V74H240ZM238 76V77H240ZM259 76V75H258ZM5 77V76H4ZM7 77V76H6ZM41 77V76H40ZM39 77V78H40ZM43 77V76H42ZM52 77V75H51ZM49 77V78H51ZM55 77V76H54ZM73 77H76L73 76ZM81 77V76H80ZM90 77V76H88ZM161 77V76H160ZM165 77V76H164ZM207 77V76H206ZM212 77V76H211ZM212 77V78H213ZM216 77V76H215ZM214 77V79H215ZM220 78V76H217L216 78ZM224 77V76H222ZM221 77V78H222ZM234 77V75H233ZM251 77V76H250ZM261 77V76H260ZM15 78V77H14ZM17 78V77H16ZM35 78V77H34ZM47 78V77H46ZM60 78V77H59ZM58 78V79H59ZM79 78V77H78ZM200 78V76H199ZM203 78V76H202ZM225 78V77H224ZM246 78V77H245ZM28 79V77L26 78ZM38 79V78H37ZM43 79V78H42ZM55 79V78H54ZM73 79V78H72ZM72 79L70 80L72 82ZM77 79V77H76ZM82 79V78H81ZM89 79V78H88ZM211 79V78H209ZM213 79V80H214ZM227 79V78H226ZM234 79V78H233ZM231 78V80H233ZM242 79V78H241ZM258 79V78H257ZM260 79V78H259ZM264 79V78H263ZM3 80V79H2ZM6 80V79H5ZM24 80V79H23ZM44 80V79H43ZM84 80V78L82 79ZM86 80V79H85ZM216 81L218 79H215ZM220 80V79H219ZM228 80V79H227ZM239 80V79H238ZM12 81V79H11ZM42 81V80H41ZM40 81V82H41ZM58 81V80H57ZM63 81V80H62ZM61 81V82H62ZM65 81H67L65 79ZM77 81V80H76ZM100 81V80H98ZM97 81V82H98ZM205 81V80H204ZM224 81V79H223ZM234 81V80H233ZM243 81V80H241ZM254 81V79L252 80ZM14 82V81H13ZM35 82V81H34ZM33 82V83H34ZM37 82V81H36ZM40 82L38 85H40ZM49 82V81H48ZM51 82V81H50ZM59 82H60V79H59ZM64 82V81H63ZM78 82V81H77ZM81 81L79 80L78 83H80ZM199 82V81H198ZM215 82V81H214ZM219 82V81H218ZM227 82V81H225ZM229 82V81H228ZM237 82V81H236ZM235 81L234 83L237 84ZM239 82V81H238ZM2 83V82H1ZM9 83V82H8ZM22 83V82H21ZM42 83V82H41ZM56 83V82H55ZM65 83V82H64ZM96 83V82H95ZM99 83V82H98ZM97 83V84H98ZM156 83V84H155ZM221 83H222V80H221ZM249 83V81H248ZM257 83V82H256ZM264 83V82H263ZM7 84V82H6ZM14 84V83H13ZM11 84V85H13ZM15 84H19V83H15ZM26 84V83H25ZM30 84V82H29ZM48 84V83H46ZM60 84V83H58ZM68 84H69V81H68ZM75 84V83H74ZM93 84V83H92ZM96 84V85H97ZM240 85L242 83H239ZM246 84V83H245ZM253 84V83H252ZM2 85V84H1ZM11 85L9 87H11ZM37 85V87H38ZM49 85V84H48ZM53 85V84H52ZM57 85V84H56ZM61 85V84H60ZM70 85V84H69ZM203 85V84H202ZM230 85V84H228ZM233 85V84H231ZM238 85V84H237ZM243 85V84H242ZM241 85V87H242ZM259 85H260V81H259ZM5 86V84H4ZM13 86H16V85H13ZM12 86V87H13ZM19 86V85H18ZM24 86V85H23ZM29 86V85H28ZM32 86V85H31ZM36 86V85H35ZM42 86V85H40ZM44 86H46L44 84ZM43 86V88H44ZM50 86V85H49ZM76 86V85H75ZM99 86V84H98ZM200 86V85H199ZM204 86V85H203ZM239 86V85H238ZM244 86V85H243ZM263 86V85H262ZM47 87V86H46ZM54 87V85H53ZM57 87V86H56ZM59 87V86H58ZM67 87V86H66ZM96 87V86H95ZM234 87V85H233ZM240 87V86H239ZM248 87V86H247ZM6 88V87H5ZM23 88V87H22ZM26 88V87H25ZM30 88V87H28ZM33 88V87H32ZM40 88V87H38ZM37 88V89H38ZM55 88V87H54ZM69 88V87H68ZM82 88V87H81ZM90 88V87H89ZM204 88V89H203ZM251 88V87H250ZM258 88V87H256ZM13 89V88H12ZM24 89V88H23ZM34 89V88H33ZM32 89V90H33ZM50 89V88H49ZM52 89V88H51ZM62 89V88H61ZM65 89V88H64ZM77 89V87H76ZM91 89V88H90ZM199 89V88H198ZM229 89V88H228ZM231 89V88H230ZM243 89V88H241ZM254 89V88H253ZM3 87L0 86V95L3 93L2 92ZM26 90V89H25ZM30 90V89H29ZM71 90V89H70ZM235 90V89H234ZM240 90V89H239ZM244 90V89H243ZM246 90V89H245ZM251 90V89H250ZM255 90V89H254ZM10 91V90H9ZM28 91V90H27ZM66 91V90H65ZM88 91V90H87ZM236 91V90H235ZM238 91V90H237ZM242 91V90H240ZM258 91V90H257ZM11 92V91H10ZM15 92V91H14ZM21 92V91H20ZM23 92V90H22ZM33 92V91H32ZM38 92V90H37ZM71 92V91H70ZM103 92H105L103 94ZM232 91H230V94H231ZM250 92V91H249ZM8 93V92H6ZM16 93V92H15ZM28 93V92H27ZM252 93V92H251ZM263 93V92H262ZM36 94V93H35ZM35 94H31V95H35ZM73 94V93H72ZM76 94V93H75ZM198 94V97L195 98ZM235 94V92H234ZM247 94V93H246ZM261 94V92H260ZM43 95V94H42ZM84 95V94H83ZM239 95V94H237ZM251 95V94H249ZM68 96V95H67ZM78 96V95H77ZM230 96H234L233 94L230 95ZM247 96V95H246ZM259 96V95H257ZM264 96V95H263ZM2 97V96H0ZM65 97V96H64ZM239 97V96H238ZM237 97V98H238ZM244 97V96H243ZM6 98V97H5ZM22 97H20L21 99ZM25 98V97H24ZM51 98V96H50ZM54 98V97H53ZM52 98V99H53ZM58 98V96L56 97ZM88 98V97H87ZM90 98V97H89ZM96 98V97H95ZM201 98V96H200ZM254 98V97H253ZM263 98V97H262ZM17 99V98H16ZM23 99V98H22ZM45 99V98H44ZM77 99V98H76ZM75 99V100H76ZM205 99V100H206ZM259 99V98H258ZM56 100V99H55ZM239 100V99H238ZM252 100V98H251ZM21 101V100H20ZM29 101V100H28ZM27 101V102H28ZM88 101V100H87ZM257 101V100H256ZM255 101V103H256ZM261 101V99H260ZM260 101H257L259 102V105H260ZM16 102V101H15ZM22 102V101H21ZM31 102V101H30ZM57 102V101H56ZM71 102V101H70ZM69 102V103H70ZM262 102V101H261ZM29 103V102H28ZM33 103V102H31ZM41 103V102H40ZM58 103V102H57ZM56 103V104H57ZM80 103V101H79ZM88 103V102H87ZM207 103V102H205ZM264 103V102H263ZM7 102H4L3 100H0V117L3 113L9 111L7 108L8 106H10L11 104H8L7 106ZM15 104V103H13ZM26 104V103H25ZM39 104V103H38ZM42 104V103H41ZM61 104V103H60ZM83 104V103H82ZM17 105V103H16ZM15 105V106H16ZM30 105V104H29ZM28 105V107H29ZM50 105V104H48ZM52 105V104H51ZM75 105V103H74ZM78 105H81V104H78ZM194 105H196V109L194 108ZM216 105V104H215ZM219 105V104H218ZM13 106V107H15ZM65 106V105H64ZM67 106V105H66ZM72 105H70L71 107ZM202 106V105H201ZM17 107V106H16ZM27 107V106H26ZM36 107V106H35ZM61 107V106H60ZM211 107V106H210ZM10 108V107H9ZM24 108V107H23ZM30 108V107H29ZM38 108V107H37ZM49 108V106H48ZM63 108V107H62ZM118 108H121V109H118ZM124 108H127L126 111H123ZM12 109V108H11ZM15 109V108H14ZM17 109V108H16ZM27 109V108H25ZM60 109V108H59ZM64 109V108H63ZM63 109L61 111H63ZM67 109V108H66ZM68 109H69V105H68ZM225 109L228 110V113H231L233 114L232 116L228 113H225ZM19 110V109H18ZM29 110V109H28ZM39 110V109H38ZM116 110V111H115ZM200 110V109H199ZM14 111V110H13ZM21 111V110H20ZM60 112V110H58ZM58 111L56 112L58 114ZM65 111V110H64ZM111 111H115V115H111ZM215 111V109H214ZM19 112V111H18ZM17 112V113H18ZM27 112V111H25ZM20 113V112H19ZM55 113V112H54ZM53 113V115H54ZM22 114V113H21ZM51 114V113H49ZM61 114V112L59 113ZM71 114V113H70ZM47 115V114H46ZM63 115V113H62ZM66 115V113H65ZM64 115V116H65ZM169 115H173L174 116V119L172 118H169L171 120H174L173 123L171 124H174L177 125L178 127V134L175 135V136H170L169 133H168V129L167 127H169L168 125L170 124L166 119ZM8 116V115H7ZM17 116V114H16ZM35 116V115H34ZM38 116V115H37ZM41 116V115H39ZM44 116V115H43ZM41 116L42 118H45ZM52 116V114H51ZM56 116V115H55ZM172 116V117H173ZM31 117V116H30ZM40 117V118H41ZM48 117V116H47ZM46 117V118H47ZM60 117H63V116H60ZM29 118V117H28ZM37 118V117H36ZM39 118V120H41ZM54 118V116H53ZM162 118H165V120H163ZM10 119H12L10 117ZM15 119V118H14ZM25 119V118H24ZM4 120V119H3ZM13 123L14 121L16 120H11ZM32 121V120H31ZM30 121V122H31ZM46 121V120H45ZM105 121V122H104ZM22 122V121H20ZM104 122V123H103ZM44 123V122H42ZM251 124V128L246 130L244 125L246 124ZM259 123V124H260ZM16 124V123H15ZM27 124V123H26ZM132 124V126H131ZM18 125V124H17ZM39 125V124H38ZM42 125V124H41ZM45 125V124H44ZM43 125V126H44ZM223 125V126H222ZM23 126V125H22ZM126 126V127H127ZM252 126H254L252 128ZM262 126V127H261ZM30 127V126H28ZM40 127V126H39ZM42 127V126H41ZM39 128V130H43V128ZM64 123L61 119H48L46 121V131H48L49 133H47L46 135V138L44 139V141L41 143L43 149H45L47 155H51L53 159L54 157L57 158V156L65 151V145H66V140L68 139L66 137V133H65V129H64ZM218 128V130H216L215 128ZM248 127V126H247ZM2 128V127H1ZM0 128V129H1ZM11 128V127H10ZM110 128V129H109ZM128 128V127H127ZM8 129V128H7ZM14 129V128H13ZM12 129V130H13ZM20 129V128H19ZM45 129V128H44ZM119 129V130H120ZM11 130V131H12ZM76 130V129H75ZM118 130V129H117ZM122 130V131H123ZM2 131V130H1ZM98 131V130H96ZM78 132V131H77ZM98 132V133H99ZM4 133V132H3ZM12 133V132H11ZM17 133V132H16ZM74 133V137L75 136H78L79 134L76 133L75 131L73 132ZM90 133V132H89ZM96 132H94L95 134ZM112 133V132H111ZM110 133V134H111ZM123 133V132H122ZM14 134V133H13ZM33 134V133H32ZM39 134V133H38ZM42 134V132L40 133ZM40 134H39V137H40ZM81 134V133H80ZM91 134V133H90ZM89 134V135H90ZM97 134V133H96ZM95 134V135H96ZM104 134H109V132L107 133H104ZM102 135L100 136V139L102 137H106L107 135ZM116 134V133H115ZM121 134V132H120ZM4 135V134H3ZM2 135V136H3ZM82 135V134H81ZM84 135V134H83ZM88 135V136H89ZM92 135H93V132H92ZM94 135V136H95ZM237 135V136H236ZM25 136V135H24ZM43 136V135H42ZM99 136V134H98ZM109 136V135H108ZM115 136V135H114ZM120 136V135H118ZM1 137V136H0ZM27 137H28V134H27ZM70 137V135H69ZM91 137V136H90ZM97 137V136H96ZM111 137V136H110ZM20 138V137H19ZM25 138V137H24ZM44 138V137H43ZM71 138V137H70ZM83 138V137H82ZM94 138V137H93ZM92 138V139H93ZM108 138V137H107ZM107 138H106V141H107ZM29 139V138H28ZM73 139V138H71ZM86 139H87V136H86ZM96 139V138H94ZM109 139V138H108ZM113 139V138H112ZM120 139V138H119ZM122 139V138H121ZM160 139V138H159ZM6 139H4L5 141ZM11 140H13L11 138ZM15 140V139H14ZM31 140V139H30ZM69 140V139H68ZM75 140V139H74ZM73 140V141H74ZM90 140V139H88ZM98 140V139H97ZM147 140V139H146ZM3 141V140H2ZM69 141H72V140H69ZM68 141V142H69ZM76 141V140H75ZM86 141V140H85ZM101 141V140H100ZM114 141V140H113ZM21 142V140H20ZM84 142V141H83ZM91 142V141H90ZM89 142V144H90ZM108 142V141H107ZM1 143V141H0ZM4 143V142H3ZM77 143V142H76ZM80 143V142H78ZM85 143V142H84ZM92 143V142H91ZM98 143V142H97ZM101 143L103 144V141H101ZM106 143V142H105ZM120 143V142H119ZM153 143V142H152ZM5 144V143H4ZM11 144V143H10ZM36 144V143H35ZM70 144V143H69ZM75 144V142H74ZM73 144V148H74V145ZM88 144V143H87ZM125 144V143H124ZM2 145V144H1ZM71 145V144H70ZM77 145V144H76ZM85 145V144H84ZM94 145V143H93ZM109 145V144H108ZM111 145V144H110ZM225 145H228L230 148H232V146H234L235 148L238 149V151H235V154L233 153L234 151H232L230 148H226L225 150L223 151H219V148L220 146H224L225 148ZM69 146V145H68ZM78 146V145H77ZM80 146V145H79ZM117 146V145H116ZM5 147V146H4ZM11 148V146H10ZM9 148V149H10ZM16 148H17V145H16ZM42 149V150H43ZM70 149H71V146H70ZM79 149V148H78ZM222 149V148H221ZM240 149V150H239ZM20 151V150H18ZM16 151V152H18ZM78 151V150H77ZM76 149H75V152L77 153ZM112 151V150H111ZM219 151V152H218ZM72 152V151H71ZM74 152V151H73ZM45 153V152H44ZM75 153V155H76ZM63 154V153H62ZM114 154V153H113ZM223 154L222 156V159L221 158V155ZM228 155H231L229 156V158L227 159V161L225 162H222L223 160H225V157ZM44 156V154L42 155V157ZM54 156V157H53ZM63 156V155H62ZM46 155L43 157L45 158ZM49 157V156H48ZM61 157V156H60ZM77 157V156H76ZM78 157H79V154H78ZM47 158V157H46ZM59 159V158H58ZM75 159V158H74ZM78 159V158H77ZM243 159L245 160H249V166L245 169H242L240 167V165L238 164L240 161H243ZM43 160V159H42ZM45 160V159H44ZM49 160V159H48ZM81 160V158H80ZM222 160V161H221ZM78 162V160H77ZM80 163V162H78ZM74 164H77V163H74ZM73 164V165H74ZM79 165V164H78ZM82 166H83V163H82ZM76 169H81V165L80 167H77V166H74ZM143 167V166H142ZM214 167V165L212 166ZM33 168V167H32ZM86 168V167H85ZM232 168V169H231ZM83 171V170H81ZM32 172V171H31ZM210 172H213L212 170ZM209 174H212L210 173ZM1 174V173H0ZM8 174V172H7ZM28 174V173H27ZM5 175V174H3ZM20 175V174H19ZM2 176V175H1ZM0 176V177H1ZM7 176V175H6ZM42 176V175H41ZM62 176V175H60ZM9 177V176H8ZM37 178V177H36ZM225 178V176H224ZM237 178L241 179V181H237ZM12 179V178H11ZM110 179V178H109ZM108 178L106 180H103V182L101 183L100 185V182L99 185L97 187H95V189H99L100 187H107V186H111V187H114L113 186V183H117L114 181H112L113 177H111V180H109ZM148 179L150 180V182L148 181ZM232 179V178H231ZM190 180V179H189ZM188 180V181H189ZM246 180H247V184H246ZM8 181V180H7ZM29 181V180H27ZM112 181V183L110 182ZM139 181V182H138ZM187 181V180H186ZM223 181V180H221ZM25 182V181H24ZM144 182V183H143ZM219 182V181H218ZM9 183V182H8ZM20 183V182H19ZM186 183V182H185ZM189 183V182H187ZM191 183V182H190ZM224 183V181H223ZM221 183L219 186H216L215 183L214 185L217 187V188H211V189H205L204 190V195H202L203 197H210V196H213V195H216L217 193L219 194L220 193H223L220 194V198L224 199L225 201H228L227 199L229 198V202L230 203V195L231 193H233V191H230L229 189L228 190H224V192L222 191V189L225 187L223 186L224 184ZM11 184V183H10ZM145 184V185H144ZM217 184V183H216ZM223 184V185H222ZM237 184V186L239 185ZM9 185V184H8ZM91 185V184H90ZM93 185V184H92ZM91 185V186H92ZM187 185V184H186ZM196 185V184H195ZM254 185H257L256 187ZM7 186V185H6ZM38 186V185H37ZM95 186V185H94ZM94 186L92 189H94ZM198 186V185H197ZM228 186V185H227ZM226 186V187H227ZM244 187V191H240L242 189V187ZM3 187H5L3 185ZM55 187V186H54ZM90 188V186H88ZM213 187V186H211ZM230 187V186H229ZM27 188V187H25ZM88 188V189H89ZM247 188V189H245ZM42 189V188H41ZM255 189V191H254ZM47 190V189H46ZM182 190V191H181ZM258 190V191H257ZM33 191V190H32ZM144 191V192H143ZM186 191V190H185ZM88 192V191H87ZM18 193V192H17ZM136 193H139L138 191ZM135 193V194H136ZM129 194V193H128ZM14 195V194H13ZM11 195V196H13ZM16 195V194H15ZM15 195L13 196L15 198ZM40 195V194H39ZM123 195V193L121 194ZM17 196V195H16ZM198 196V197H197ZM202 196H200L202 198ZM218 196V195H217ZM7 198V197H6ZM241 198V199H240ZM9 199V198H8ZM6 200V199H5ZM231 200V201H232ZM264 200V199H263ZM176 201V200H175ZM178 201V203H179ZM232 201V202H233ZM263 202V201H262ZM258 205V204H256ZM233 206V205H232ZM254 206V205H253ZM260 206V205H259ZM250 208V207H249ZM256 208V207H255ZM253 208V209H255ZM253 209H251L252 211H254ZM237 210V209H236ZM240 210V208H239ZM247 210V209H246ZM256 210V209H255ZM61 209L58 210V212L61 213ZM235 211V210H233ZM259 211V210H258ZM262 211V210H261ZM264 211V210H263ZM48 212V209H45V213L42 215V218H41V222L38 223V225L40 224H44L45 222H47L48 220H50L53 216H50L47 214ZM165 212V211H164ZM240 212V211H239ZM249 212V211H248ZM56 213V212H55ZM54 213V214H55ZM226 211H224V215H225ZM237 213V212H236ZM236 213H231V216L233 217H236L237 216L235 215ZM227 214V213H226ZM255 214V212H254ZM259 214V212H258ZM34 213H32L31 215H28V217H34L33 216ZM164 216V214H163ZM252 215H250L251 217ZM256 216V215H255ZM27 217V218H28ZM226 217V216H225ZM228 221V227L226 229V231L224 230V232L220 235V241H222V243H226L228 245L229 242H231V238H233L232 236H234V234L236 233V223L234 221V219ZM240 218L242 216H239ZM244 217V216H243ZM228 219V218H227ZM245 219V218H244ZM239 221V220H238ZM247 221V220H246ZM256 221V220H255ZM44 222V223H43ZM259 222V221H258ZM21 223H25V220L21 221ZM28 223V222H27ZM255 223V222H253ZM260 223V222H259ZM130 224V223H129ZM160 225V224H159ZM238 225V224H237ZM244 225V224H243ZM248 225V224H247ZM255 225V224H254ZM262 225V224H261ZM151 226V225H149ZM240 226V225H239ZM129 227V226H128ZM257 227V226H256ZM263 228V227H262ZM169 229V228H168ZM250 230V229H249ZM117 231V230H116ZM123 231V230H122ZM247 231V230H246ZM239 232V231H238ZM250 232V231H249ZM248 232V233H249ZM256 232H257V228H256ZM252 233V232H251ZM97 234V233H96ZM116 234V233H115ZM119 234H122V233H119ZM244 234V233H243ZM258 234V232H257ZM255 234V235H257ZM262 234V232H261ZM94 235V234H93ZM123 235V234H122ZM156 235V234H155ZM160 235V234H159ZM246 235V234H244ZM118 237H120L119 235H117ZM162 236V235H161ZM237 237V235H235ZM262 237V235H261ZM117 238V237H116ZM129 238V237H128ZM157 238V237H156ZM253 239V237H251ZM255 238V236H254ZM114 239V238H113ZM121 240V238H119ZM134 239V238H133ZM132 239V240H133ZM169 239V238H168ZM237 239V238H236ZM245 239V238H244ZM250 239V238H249ZM250 239V242L251 240ZM264 239V238H263ZM262 239V240H263ZM118 240V239H117ZM135 240V239H134ZM235 240V239H233ZM240 240V239H239ZM124 242V241H123ZM122 241L120 242V245L121 243H123ZM158 242V241H157ZM219 241H217V244L219 245L220 243H218ZM244 242V241H243ZM247 242V241H246ZM130 243V242H128ZM155 243V242H154ZM261 243V242H260ZM113 244V242H112ZM116 244V243H115ZM128 246L127 243H124ZM132 244V245H131ZM136 244L134 241L130 243L131 246L135 247ZM152 244V243H151ZM150 244V245H151ZM164 246L166 248H169L167 246L166 243H163ZM249 244V243H248ZM114 245V244H113ZM125 245V246H126ZM156 245V244H155ZM154 245V246H155ZM245 245V244H244ZM117 246V245H116ZM123 246V245H122ZM262 247V246H261ZM147 248V246H146ZM248 248V247H247ZM116 250V249H115ZM156 250V249H155ZM154 250V252H155ZM168 250V249H167ZM165 250V251H167ZM153 251V250H152ZM164 251V250H163ZM163 251L161 252L163 254ZM169 251V250H168ZM136 252V251H135ZM138 252V250H137ZM136 252V253H137ZM146 253V252H145ZM219 253V252H218ZM263 253V252H262ZM148 254V253H147ZM146 254V255H147ZM153 254V253H152ZM161 254V255H162ZM167 254V253H166ZM165 254V255H166ZM234 254V253H233ZM264 254V253H263ZM151 255V254H150ZM154 255V254H153ZM215 255V254H213ZM213 255H210V256H213ZM120 256V255H119ZM167 257L170 255H166ZM165 256V257H166ZM149 257V256H147ZM156 257V255H155ZM162 257V256H161ZM168 257V258H169ZM142 258V257H141ZM172 258V257H171ZM212 258V257H210ZM223 256L221 255H216L215 257H213L207 264H223L222 262H227L226 260H223ZM145 259V257L143 258ZM151 259V258H150ZM164 259V258H163ZM170 259V258H169ZM225 259V258H224ZM227 259V258H226ZM231 259V258H230ZM263 259V258H262ZM148 260V258H147ZM160 260V259H159ZM166 260H168L166 258ZM172 260V259H171ZM208 260V259H207ZM229 260V259H228ZM143 261V260H141ZM146 261V259H145ZM151 261V260H150ZM149 261V262H150ZM165 261V259L163 260ZM169 261V260H168ZM167 261V263H168ZM134 262V261H133ZM132 262V263H133ZM145 263V262H143ZM158 263V262H156ZM231 264V262H228ZM148 264V263H147ZM150 264V263H149ZM158 264H161V263H158ZM227 264V263H225Z\"/></svg>", "mask_w": 264, "mask_h": 264}]
</instances>
